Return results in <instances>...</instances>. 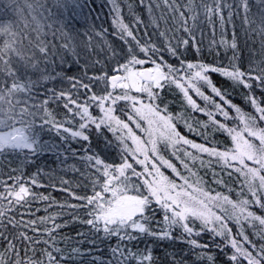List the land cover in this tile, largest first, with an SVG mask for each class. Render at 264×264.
Instances as JSON below:
<instances>
[{
    "label": "snow or ice",
    "instance_id": "1",
    "mask_svg": "<svg viewBox=\"0 0 264 264\" xmlns=\"http://www.w3.org/2000/svg\"><path fill=\"white\" fill-rule=\"evenodd\" d=\"M139 3L0 0V264H264V0Z\"/></svg>",
    "mask_w": 264,
    "mask_h": 264
},
{
    "label": "trees",
    "instance_id": "2",
    "mask_svg": "<svg viewBox=\"0 0 264 264\" xmlns=\"http://www.w3.org/2000/svg\"><path fill=\"white\" fill-rule=\"evenodd\" d=\"M118 2L120 3V5L123 9V14L125 16V22H129L131 20L133 14L141 16L143 21H144V25H147V32H148L149 36H151L152 39L155 40L156 36L153 33L154 25L152 23V17H150L148 15V12L145 8L140 7L139 0H118ZM145 2H147V0H145ZM102 3L107 5V0H95L96 10L100 16V19L96 20V24L97 25L103 24V27L108 28L109 34H111V32H112V27H111L112 16L109 13L110 5L103 7V9L101 10L99 5H101ZM128 5H132L131 11L129 10ZM161 11H162L161 9L155 10L153 13V16L156 18H159L161 15ZM95 15H96V13H93V16H95ZM169 15L170 14H165V19L168 20L167 24L164 23V20L159 21V29L161 31L165 30L166 28L172 27L173 21L168 18ZM77 27L80 28L81 31L84 30L80 25H77ZM143 32H144V28H143V26H141L140 34L143 35ZM204 33H205V35H204V48H205V52H207V45L211 39V29L209 26H207V25L204 26ZM197 37L199 39V32L197 33ZM108 39H113V37L111 35H109ZM216 39L217 40L220 39L218 33H217ZM48 40L51 41L52 38L48 37ZM93 45L95 46L97 52H99L101 45L96 39L93 40ZM81 46H82V48L80 49L79 52H80V56L82 58V61H83V59H95L96 58L95 53L90 54L89 50L85 49L82 44H81ZM208 58L210 59L211 57H208ZM65 67H67V65H65ZM58 70L59 69L57 68V71ZM75 70H76V66L73 65V71H75ZM58 84H61V83H59L58 81L57 82H50V83H48L47 87H49V88L56 87ZM38 90L42 93L43 92V86H41ZM229 91H231V89H229ZM233 95H234V102L235 103L240 104L242 107L245 108V110H250L247 108L246 102L242 99V94H233ZM257 96H259L258 92H257ZM198 103H202V101L198 100ZM69 163H72V161L69 160ZM42 167H44L46 171L54 170V174H56L57 176L63 175V173L60 172V165L58 164V162H56L55 157H53V156L45 157L42 160ZM197 167H199V164H197ZM216 171L220 172L219 167L216 168ZM200 174L204 175V171L201 170ZM67 178H71V173L68 174ZM209 178H210V175H209ZM45 179H47V178H45ZM224 179L228 182V184L230 186L238 187V182L236 181L235 176H233L231 179H229L227 177V175H224ZM212 187H216V189L218 191L224 190V189L219 188L215 185H212ZM54 195H57L58 198H60V199L64 198V197L60 196V194L58 192L54 193ZM41 208H43V205H41ZM43 214H44L43 212L38 213V215H43ZM62 234L63 235H69V236H75V231L71 227H69V228H65L63 230ZM73 243H74V241H73ZM101 247H105V246L102 245ZM161 247H163V246H161ZM173 250L179 252V248L169 249V251H173ZM154 255L162 256L163 253L160 250V248H157ZM105 258H107V257H105ZM189 264H191V261H189Z\"/></svg>",
    "mask_w": 264,
    "mask_h": 264
},
{
    "label": "rangeland",
    "instance_id": "3",
    "mask_svg": "<svg viewBox=\"0 0 264 264\" xmlns=\"http://www.w3.org/2000/svg\"><path fill=\"white\" fill-rule=\"evenodd\" d=\"M51 3V0H49V4ZM112 20V19H111ZM48 37L49 38H52V36H51V33L49 32V34H48ZM50 43L52 42V40L51 41H49ZM56 43H60V38L59 37H57V39H56ZM82 48V46H80V48L78 49V51H80V49ZM66 85H64V84H58L57 86H56V88H60V87H65Z\"/></svg>",
    "mask_w": 264,
    "mask_h": 264
}]
</instances>
